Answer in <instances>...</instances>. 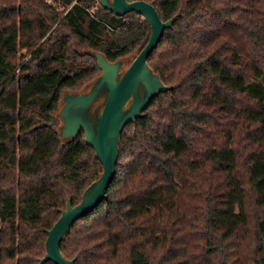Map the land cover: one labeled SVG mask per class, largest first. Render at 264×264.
I'll use <instances>...</instances> for the list:
<instances>
[{
    "label": "trees",
    "instance_id": "1",
    "mask_svg": "<svg viewBox=\"0 0 264 264\" xmlns=\"http://www.w3.org/2000/svg\"><path fill=\"white\" fill-rule=\"evenodd\" d=\"M145 1L176 15L147 57L166 90L123 128L104 199L60 250L74 264H264V0ZM149 31L98 0H0V264H40L60 210L102 172L54 117L99 74L87 51L115 61Z\"/></svg>",
    "mask_w": 264,
    "mask_h": 264
},
{
    "label": "water",
    "instance_id": "2",
    "mask_svg": "<svg viewBox=\"0 0 264 264\" xmlns=\"http://www.w3.org/2000/svg\"><path fill=\"white\" fill-rule=\"evenodd\" d=\"M98 2L117 16L131 11L140 15L149 25V36L122 72L123 57L109 61L100 52L87 51L96 58L99 74L88 80L90 86L86 90H79L76 94L67 93L63 97L58 112L61 120V125L57 127L59 131L56 128L59 137L62 141L71 140L82 131L85 143L92 147L102 165V172L84 189L77 204L71 205L67 200L65 208L60 210L58 219L47 230L45 252L40 264L48 260L54 264H74L73 259L63 256L61 241L77 219L92 211L104 199L115 174L119 139L125 125L140 117L151 100L166 90L159 76L147 64V57L176 15L162 21L154 5L145 0ZM101 97L102 104L98 106Z\"/></svg>",
    "mask_w": 264,
    "mask_h": 264
},
{
    "label": "rangeland",
    "instance_id": "3",
    "mask_svg": "<svg viewBox=\"0 0 264 264\" xmlns=\"http://www.w3.org/2000/svg\"><path fill=\"white\" fill-rule=\"evenodd\" d=\"M24 52V49H18L17 50V58H18V60L19 61H21V62H23V60H24V57H22L21 56V53H23ZM133 56H134V54H130L129 56L127 55V56H125V57H123V59H122V62H123V66H122V68H121V72L128 66V64L131 62V60L133 59ZM90 84V83H89ZM87 86H90V85H88V80L87 81H85V82H83L78 88H76V89H72V90H65V92L63 91L62 92V94H61V97H60V100H59V102H58V106H57V109H56V111L54 112V117H55V121H56V128L58 127V126H60L61 125V120H60V117L58 116V112H59V110H60V108H61V106H62V101H63V97L67 94V93H74V94H76V93H78L79 92V90L80 91H84V90H86V88H87ZM102 100H103V97H101L100 99H99V101H98V106H101V104H102ZM57 130L59 131V129L57 128Z\"/></svg>",
    "mask_w": 264,
    "mask_h": 264
},
{
    "label": "built area",
    "instance_id": "4",
    "mask_svg": "<svg viewBox=\"0 0 264 264\" xmlns=\"http://www.w3.org/2000/svg\"><path fill=\"white\" fill-rule=\"evenodd\" d=\"M47 2H50L51 0H46ZM26 60V58H24L23 62ZM0 91H1V88H0Z\"/></svg>",
    "mask_w": 264,
    "mask_h": 264
}]
</instances>
